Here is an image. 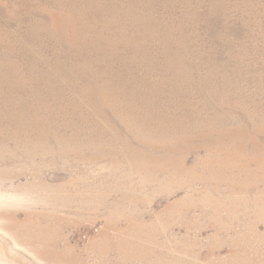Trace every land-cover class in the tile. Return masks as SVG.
<instances>
[{
    "label": "rangeland",
    "instance_id": "374dc122",
    "mask_svg": "<svg viewBox=\"0 0 264 264\" xmlns=\"http://www.w3.org/2000/svg\"><path fill=\"white\" fill-rule=\"evenodd\" d=\"M0 264H264V0H0Z\"/></svg>",
    "mask_w": 264,
    "mask_h": 264
}]
</instances>
